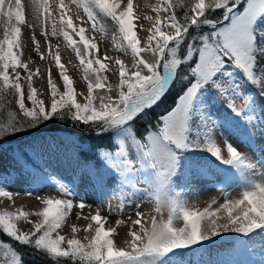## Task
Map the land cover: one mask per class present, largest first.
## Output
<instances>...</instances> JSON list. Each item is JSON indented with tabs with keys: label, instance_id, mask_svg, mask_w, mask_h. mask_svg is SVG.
I'll return each mask as SVG.
<instances>
[{
	"label": "snow or ice",
	"instance_id": "snow-or-ice-1",
	"mask_svg": "<svg viewBox=\"0 0 264 264\" xmlns=\"http://www.w3.org/2000/svg\"><path fill=\"white\" fill-rule=\"evenodd\" d=\"M73 5L86 14L93 31H104L111 22L115 47L132 57L130 66L115 61V96L105 75L112 57L101 54L86 28L74 23ZM27 6L46 37L62 36L75 50L88 90L84 102H78L73 79L49 43L63 91L49 70L51 104L46 109L32 86L40 70L33 72L30 57L22 60L27 48L22 39L25 0H0V161L10 140L54 118L71 119L105 143L93 147L73 140L75 176L65 181L43 174L67 198L44 199V207L35 213L41 219L31 231L18 228L29 212L0 209V232L43 252L54 264H193L194 256L195 264H201L200 258L211 255L205 245L231 232L243 238L234 249L259 259L203 264H264V0H161L156 17H147L153 23L143 44L134 0H27ZM32 41L39 52L34 33ZM174 85L178 91L170 109L140 127L144 114L163 102ZM39 147L33 143L25 151L35 153ZM50 148L56 150L55 145ZM92 151L95 158L87 155ZM9 155L11 171L0 166V197L11 199L7 188L20 174L31 175L34 182L41 175L21 162L24 151L19 146ZM202 180L221 185L222 204L214 198L201 210L189 202L185 193ZM79 183L101 197H115L120 211L145 195L155 201V215L147 222L139 211L136 219L129 217L130 239L123 246L115 236L124 221L106 227L107 217L99 211L84 217L92 221L85 229L88 237L77 238L80 229L72 225V237L66 239L59 230L69 214L74 207L82 212L87 206L83 198L74 204ZM141 183L146 187H139ZM229 183L237 184L239 198L225 190ZM0 249L10 264H24V253L12 243L0 241Z\"/></svg>",
	"mask_w": 264,
	"mask_h": 264
},
{
	"label": "rangeland",
	"instance_id": "rangeland-1",
	"mask_svg": "<svg viewBox=\"0 0 264 264\" xmlns=\"http://www.w3.org/2000/svg\"><path fill=\"white\" fill-rule=\"evenodd\" d=\"M158 1L160 4L161 0H158ZM66 2H68V0H66ZM25 3H26V25L22 29V33H23L22 39L27 44V48L25 49V55L22 57V60H27L29 57L31 58V63L29 66H30V68H32L33 72L35 71L36 65L39 62V60H42L44 62L41 65L43 72L40 74L41 76L39 79H41V81H40V83H37V88L34 85V80H33L34 75L32 77V86L37 89L38 98L41 99L42 101L45 100L46 102H49V107H50L51 89H50V86L48 84L49 70L51 71V75H52L54 81L56 82L58 89L60 91H63V81L60 77L59 69L56 67L55 61L49 55V43H50L52 45V51L53 52L59 51V53L62 52L63 55L65 56V59L68 62L70 70H71L70 77H72L73 80L76 79L77 82L83 84L82 86H83L84 90L81 89V92H82L81 96H83L82 98H84L83 99V102H84L85 97L87 95L88 84L84 78L83 68L80 65V61H79V58L76 56L75 50L63 42L62 36H56V37L48 36V37H46L43 34V28L37 22H35L33 20L31 10L27 6V0H25ZM138 4L140 5L141 8H143V6L146 3L142 4V2L134 1V6L138 5ZM152 11L154 12L155 9H153ZM72 12H75L80 17H83L84 22L87 23L86 26H87L88 34H89V36L92 34L91 37L99 45V47L101 49V54H103L106 51L108 56L112 57L111 61H107V63L109 64V71L107 73H105V75H107V77H108V83H110L112 85V91L110 94L113 96L117 95L118 89H117L116 85H118V83H119V74H118V65H116L115 61L117 59H121V60H124L125 63L129 64V66H130L131 61H132L131 55L129 53H125V52H123L120 49L115 47V41L113 40V36H112L113 32L115 31V28L111 25V22H107L106 30H104V31H93L91 28V22L87 21L86 14L82 11V9H77L75 7V5H73L72 6ZM28 24H32L33 27H31V28L28 27L27 26ZM49 30H50V28H49ZM3 31H4V28L2 25H0V36L3 35ZM33 33L35 34L36 41H38V43H39V52H37L35 50L36 45L32 41ZM137 34H138V37L141 39V42H144L146 40L143 38V36L139 35L140 34L139 29H138ZM41 52L45 53L44 59H41V55H40ZM22 75H23V73H22ZM91 78L94 79V77H91ZM21 83L24 87L25 94L27 95V91H28L27 81L22 79ZM84 83L86 86L84 85ZM75 90L79 91L77 89H75ZM97 92L99 94H108L104 90H97ZM77 100H78V98H77ZM78 102H80V101H78ZM83 102H81V103H83ZM240 102L241 101H238V103H240ZM26 104L28 106H30V101L26 100ZM55 136L61 138L60 139L61 143H66L68 145L72 144L73 140L79 142L78 137L74 134H69V133L65 132L62 134H55ZM221 146L223 147V145H221ZM5 147L8 149V152L5 153L3 160L0 162L5 169H9V171H11L10 165L12 164V161L10 159L9 153L11 152L12 148L16 147V145L14 143H8ZM21 162L25 165V167L31 168L33 173L40 174L41 179L38 182H34L31 175L23 174V173L19 175L20 178L28 181L29 184H31V186H33L36 189H39L41 193H45L47 195H56V196L60 197L61 199L67 198L62 192H60L54 186L53 183L46 182L43 179V174L46 172L39 171L38 169L29 166L23 158H22ZM18 171H19V169H18ZM48 173L53 174L55 177H57V179L63 178L65 181L71 180L73 178V177H69V178L65 177L62 174L57 173L55 171H49ZM232 179L235 180L236 178L233 177ZM225 190L232 193L233 198H239V195H238L239 190L237 188L236 183H229L228 187L225 188ZM83 192H86L93 199H95L97 201V204L95 206V212L99 211L101 213V215L107 217L106 227L116 226L115 222L117 220L123 221L124 209H123V211L118 210L119 201L115 197H112L111 195L101 197V195L99 193L92 192L89 189V187L86 185V183H79V186H78V188L76 190V194H75V200H74L75 205L79 204V202H80L79 196ZM185 195H186V197L190 203L194 204L196 207H198L201 210L204 207H207L214 198L217 200L218 204H222L224 202L222 194H221V185L218 182L209 181V180H202V181L194 183L192 189L190 191H188L187 193H185ZM109 205H111V209H112L111 212L109 209ZM213 207H215V205ZM165 216H166V213H165ZM81 218H82L81 210L78 207H74L72 212L69 214V217L67 218L65 224L62 226V228L64 230H66V232L70 236V238L72 237L71 226L76 225L79 228L78 223H79ZM90 222H92V221L89 220L88 224ZM176 226L182 227L183 226L182 222H176ZM86 228H87V226H85L82 229L79 228L80 231L78 233H76L77 238L84 240L86 237H88L90 235V233L85 230ZM122 230H123V223L117 227V233L118 234L115 236L116 242H117V239L119 238V236L122 234ZM236 239H242L243 240V238L239 234L231 233V232L223 233L220 236L213 238V242L210 246L207 244L205 245V247L209 249L211 255L210 256L205 255L202 258H200L201 264H203V261H207V260L248 261V259H245L243 257V252L241 250H236L233 248L234 245H237ZM259 239H260L259 233H257L256 235H254L252 237V240L255 242H258ZM0 241H3L5 243H12L13 246L17 248V250L21 251L19 249V246L17 245V243L15 241H12L10 238H8L2 232H0ZM194 252H195V250H194ZM196 258H197L196 256L193 257V264H195ZM252 259L258 260L259 256L258 255L255 257L249 256V260H252ZM0 264H10V257H8V258L4 257L3 249H0ZM24 264H33V263L25 262V260H24Z\"/></svg>",
	"mask_w": 264,
	"mask_h": 264
},
{
	"label": "trees",
	"instance_id": "trees-1",
	"mask_svg": "<svg viewBox=\"0 0 264 264\" xmlns=\"http://www.w3.org/2000/svg\"><path fill=\"white\" fill-rule=\"evenodd\" d=\"M178 88L176 85L172 87L171 93L163 102L151 110H148L140 123V127H143L145 123L151 124L155 122V118L163 114L166 108L170 109L172 105L173 97L176 95ZM254 92V89H250ZM14 103V98L9 97ZM74 134L78 137V143H86L95 147L96 145H102L105 141L96 136L94 132L85 131V126L76 124L71 119H56L51 122H45L39 126L38 129L30 130L25 135L18 136L15 140H10L8 143H14L21 151H24L23 159L25 162L40 171L48 173L49 171H55L62 174L65 177H74L76 174V164L72 159V152L74 149L73 144L61 143V138L55 136V134L62 133ZM39 145L38 152H32L31 149L25 151L30 144ZM50 145H55L56 150H52ZM90 158H95V152H89L87 154ZM240 238V237H239ZM237 246L240 245L242 239H236ZM19 246V249L24 253L25 262L33 264H54L52 258L46 256L43 252L37 251L34 248ZM243 252V257L246 259V253Z\"/></svg>",
	"mask_w": 264,
	"mask_h": 264
},
{
	"label": "bare ground",
	"instance_id": "bare-ground-1",
	"mask_svg": "<svg viewBox=\"0 0 264 264\" xmlns=\"http://www.w3.org/2000/svg\"><path fill=\"white\" fill-rule=\"evenodd\" d=\"M134 1L142 2V4L146 3L143 6V8H141L139 4H138L139 6L135 5V7L137 9V14L140 17L137 20V24L142 25V27L139 28V32H140L139 35L143 36V38L146 39L147 35L150 34L148 32V29H150V27L152 26V23H153V21L148 20L147 17L148 16H152L153 18L156 17V12L155 11L153 12L152 10L155 9V7L157 5H159V1L158 0H134ZM72 14H73L74 23H76L78 25L82 24L86 28V35L89 36L87 26H86L87 23L84 22V19L81 20V17L75 12H72ZM91 35L89 36L90 38H92ZM62 40L64 43L67 44V42L64 41V39H62ZM142 44H143V42H142ZM41 53H43V56H45L44 52H41ZM60 56H61L62 63L66 67L67 74L70 76L71 70H70L69 64L66 61L65 56L63 55L62 52L60 53ZM43 63L44 62L42 60H39V62L36 65V68H35V70L37 68H39V70H40L39 73L35 74L33 77L34 85L36 86V88H37V83H40V81H41V79H39V78L41 76L40 74L43 72V70L41 68V65ZM73 82H74L75 89L79 90V91H76L78 101L83 102L84 98H82L83 96H81L82 95L81 89L84 90L83 86H82L83 84L77 82L76 79H74ZM84 85H85V83H84ZM43 102L46 106V109L49 108V102H46L45 100H43ZM0 166L3 167L1 162H0ZM27 168H29V167H27ZM138 186L141 188L146 187V185H144L142 183L139 184ZM7 190L11 191L13 193V195H12L11 199H9L8 197H0V209L8 208L11 211H16L17 209L22 208L23 210H25L31 214V215H29V217L27 219H21L18 221V228L22 231L33 230L34 223L36 221H38L39 219H41L39 216L35 215V213L40 211L44 207V204H43L44 199H47V198L61 199L60 197H58L56 195H47L45 193H41L39 189L34 188L33 186H31V184H29L28 181L23 180L20 177L18 179H16L13 183H11V185L7 188ZM83 193L80 194L79 197H80V199L83 198L86 201L87 206L82 210V218L80 219V221L78 223V226L80 229H82L88 225V222L90 219H85L84 217H90L91 215H94L96 213L95 212V206L97 204V201L95 199H93L89 194H87L86 192H83ZM137 204L140 205L139 208L136 207ZM136 211L143 213L144 221L147 222L151 216L155 215V201L146 197L145 195H140L133 204L125 205L124 212H123V221H124L123 230H122V234L117 239V242H118L117 244L120 246H123V242L125 240L130 239V235H129L130 220H129V217H131L132 220L136 219L137 218L135 215ZM59 231H60V234L64 235L66 239L70 238V236L67 234L66 230H64L63 228L60 229Z\"/></svg>",
	"mask_w": 264,
	"mask_h": 264
}]
</instances>
